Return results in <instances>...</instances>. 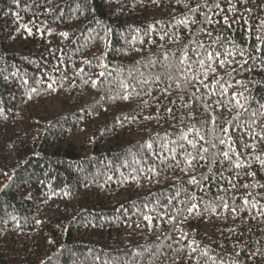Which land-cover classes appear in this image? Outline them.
<instances>
[{
    "label": "trees",
    "instance_id": "1",
    "mask_svg": "<svg viewBox=\"0 0 264 264\" xmlns=\"http://www.w3.org/2000/svg\"><path fill=\"white\" fill-rule=\"evenodd\" d=\"M186 2L0 0V264H264V189L240 188L264 184L255 153L242 148L264 132V51H256L255 41L256 35L264 39V0L238 4L236 22L230 29L216 25L211 39L195 34L209 50L232 51L239 63L218 70L208 88L181 102L176 84L183 80L175 66L185 46L198 58L190 41L200 27L176 24L188 12ZM205 13L211 14L205 8L189 18L202 21ZM221 32L225 39L215 43ZM164 33L180 43L161 40ZM198 51L202 57L204 49ZM233 67L231 78L225 76ZM220 76L225 79L215 84ZM165 89L171 96L163 95ZM233 96L243 108L234 107ZM188 102L200 120L210 105L207 111L231 122L224 125L227 133L217 129L214 135L236 141L232 146L252 167L234 168L221 156L212 172H223L238 190L217 175L201 192L171 159L183 160L172 141L183 143L179 136L189 126L207 139L213 135L211 124L188 117L191 109L182 106ZM201 164L198 178L209 171ZM252 171L255 179L244 176ZM248 192L255 208H238L235 219L221 206L211 213V206L222 205L219 197L241 205ZM190 194L209 210L180 222ZM168 209H179L177 222H168ZM146 215L153 217L151 226ZM192 249V259H185Z\"/></svg>",
    "mask_w": 264,
    "mask_h": 264
},
{
    "label": "snow or ice",
    "instance_id": "2",
    "mask_svg": "<svg viewBox=\"0 0 264 264\" xmlns=\"http://www.w3.org/2000/svg\"><path fill=\"white\" fill-rule=\"evenodd\" d=\"M153 3H156L159 6V0H152ZM192 0H188V2L183 4V7L188 9V12L184 14L183 18L177 19L176 24L182 25L185 29H189L190 31L192 28L190 26H195L197 24L200 25L199 28L194 30L193 38L191 39V43L195 44L196 47L192 48L191 50L193 52L197 53L198 58L193 60L191 57H189L186 53L188 51V46H185L182 51L185 53L183 56L179 58V63L175 66V71L177 75L183 80V85L180 83L176 84V88L180 90L182 95L179 96V100L181 102L185 101V96L189 97V100L196 98V93L200 92V88H208L212 82L206 83V81H209V77H215V74L218 70H223L226 67L230 66L232 63H239L235 60V55L230 50H226L223 54H221L216 49L209 50L211 47L210 45L206 46L202 40H196L194 38L195 34H202L204 36L209 37L210 39L213 38V34L216 31V25H220L221 29H230L232 27V24L235 23V16L239 13V9L237 7L238 4L244 5L247 4L248 0H236V3H233V0H223L225 4L228 5L227 8L221 7V3L219 0H202L200 3H196L194 7L190 6ZM177 3H180V0H177ZM207 8L208 13L211 14H204V19L198 20V19H190L189 13H191L192 16H196L198 13H202L203 10ZM218 10V11H214ZM246 11H251L250 9H245ZM214 17H220V19H215ZM204 25H212V28L209 29L205 27ZM264 26V25H262ZM25 29L31 33V29L27 28V26H24ZM66 35V34H62ZM168 38V40L172 43H180V39L169 36L167 33H164L160 36L161 40H164L165 38ZM225 37L223 36L222 32L221 34H217L214 38V42L218 43L222 40H224ZM255 41H257L256 45V51L262 52L264 51V39L261 38L260 35L255 36ZM199 49H204V55L202 57L199 56ZM240 55H243V52L241 51L239 53ZM227 57H231L232 59L229 60ZM197 65L198 67H193V65ZM243 64H247V60L243 62ZM243 64H241V68L243 67ZM166 68L171 67V65H165ZM237 71L236 68H231L230 71H227L225 73V76L231 78L232 72ZM103 75V73H101ZM162 78V77H161ZM169 79H173L171 73H169ZM224 76H220L218 78H215L214 83L220 84L222 80H224ZM27 83V81H25ZM240 83V82H237ZM199 86V87H198ZM51 87V86H49ZM127 87V86H125ZM171 87V85H169ZM228 87H231V85H228ZM195 89L190 95H189V89ZM35 91V89H33ZM228 92V88H222V94L226 95ZM171 92H169L167 89L164 90L163 95L165 97L171 96ZM215 95V93H213ZM239 95H242L240 93ZM123 99L127 100L128 97L125 96ZM233 100L236 101L234 107L237 108H243L244 105L240 104L239 100L236 98V96L232 97ZM170 104L175 105L177 103L176 100H170ZM182 106L184 108L191 109L190 112L187 113L188 117L191 120L197 121L201 124V126L211 124L212 126V132L213 135L211 139L206 138V133L202 134L199 129H196L195 124L188 127L187 133L182 132L179 136V141L183 143H179L178 141H172V143L176 146H178L184 153L183 160H177L176 155L174 154L171 159L176 161V166L180 167V171L184 173L185 176H188L189 179L186 181L187 184H190L194 187H199L201 192L204 191V183L206 181H209L210 179L216 178L217 175H219L220 180H224L227 184L231 186V189L238 190L237 185L233 183L232 179L226 178L223 175V172H220L219 174L212 172V166L215 165L218 162L219 157H223L224 161L229 162L232 167L240 169L244 167H252L251 164L245 163L241 159V153L237 152V150L232 146L235 144L236 141H232L231 137L229 136L227 139L214 135L215 131L218 129L222 133H227L229 131L228 127H224L225 124L230 125L231 122L224 118V114L221 112L219 115H213L211 111H207V108H210L211 106L208 105L206 108V115L203 120H200L197 116L196 109L193 108L192 104L190 102L183 103ZM264 107V106H262ZM166 111L169 114L173 113V108L169 107L166 109ZM212 111H215L214 109ZM228 112L232 111V108H227ZM172 119H176L174 115L171 116ZM146 119H149V117H146ZM181 122L183 123L184 117L181 116L179 118ZM234 120L238 121L240 119L239 114H237L235 117H233ZM218 121L220 123H218ZM251 127V126H250ZM194 134V138H190V136ZM253 141H256V143H248L244 142L242 144V148L247 150L251 149L252 153H255L254 159L259 162V165L261 168H264V159L261 158L262 155H264V132L261 133H254L251 137ZM218 142V143H217ZM185 144L188 147H185ZM208 146H205V145ZM228 145V150L218 149V145ZM151 147V145H149ZM164 147H167V145H164ZM191 149V150H189ZM210 149H218L216 151H211ZM171 151V149H169ZM211 157V159H209ZM201 161L205 162L209 166V171L207 174H201L198 178L195 175L196 169L199 167H203L204 165L201 164ZM181 164L183 165L181 167ZM158 175V174H157ZM244 176L251 177L255 179L257 176L256 171L252 172H245ZM242 178V177H241ZM260 187L264 189V184H241L240 188L243 189H249V188H256ZM220 191H225V189L221 186ZM253 193L248 192L242 199L241 205H235V202L233 201V204L230 205L224 197H219L221 201H223L222 205H216L211 206L210 211L213 215L216 214V208L217 206H221L224 211L228 212L230 211L233 214V218H236V214L238 211V208L240 211H243L244 209L248 208L249 206L251 208H255L256 202L249 199L250 196H252ZM172 201L169 200V204H171ZM186 211L187 215L183 217L184 222L187 221L189 216L197 215L202 216L203 211L209 210L208 207H206L203 211L199 208V202H197V197L195 194H190L189 199L186 201ZM167 214L169 216V223H175L177 222V216L179 215V209H177L175 214H172L171 209L167 210ZM260 215H264V212H261ZM162 219V217H160ZM145 220L148 221V224L151 226L153 217L151 216H145ZM234 231V230H230ZM187 233H184L181 238H186ZM171 238V237H169ZM169 248H171V245H169ZM178 252H182L183 249L176 250ZM192 252H195V249H192L191 252L187 253L185 259L191 260L192 259ZM205 257L208 256L207 252L203 253ZM209 259H211L209 257ZM173 264H181L180 259H174ZM213 264H215V261H213Z\"/></svg>",
    "mask_w": 264,
    "mask_h": 264
}]
</instances>
